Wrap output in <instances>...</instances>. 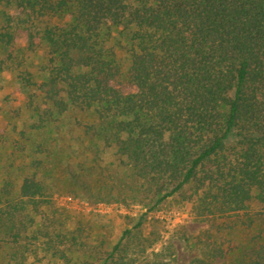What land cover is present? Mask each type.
<instances>
[{"label": "trees", "instance_id": "trees-1", "mask_svg": "<svg viewBox=\"0 0 264 264\" xmlns=\"http://www.w3.org/2000/svg\"><path fill=\"white\" fill-rule=\"evenodd\" d=\"M0 6L14 9L1 11L0 46L23 32L27 48L43 44L48 55L43 81L21 77L47 103L30 127L51 128L57 117L62 125L69 113L82 142L101 141L114 158L74 169L55 159L44 169L42 142L32 141L29 160L13 169L16 179L0 185V248L12 249L0 264H23L37 241L53 254L70 243L36 218L53 193L122 203L157 195L158 203L184 189L193 219L207 225L185 264H264V0ZM111 26L124 33L125 69L103 38ZM239 229L248 238L228 247L227 235ZM145 240L124 230L100 264H174L168 248L147 252Z\"/></svg>", "mask_w": 264, "mask_h": 264}, {"label": "rangeland", "instance_id": "rangeland-1", "mask_svg": "<svg viewBox=\"0 0 264 264\" xmlns=\"http://www.w3.org/2000/svg\"><path fill=\"white\" fill-rule=\"evenodd\" d=\"M2 10L14 12L11 7L0 6V14ZM103 32L106 46L114 49L125 69L127 56L123 51L127 44L124 33L119 26L105 28ZM47 57L43 44L27 48L23 32L11 46H0V185L3 179H16L13 169L22 160H29L32 141L42 142L40 148L45 152H37V157L42 159L44 169L49 168L47 163L52 164L55 159L60 163L68 161L72 168H78L79 162L89 165L94 158L103 167L114 161L111 149L103 148L101 141L82 142V137L78 136L81 134L79 127L69 113L62 125L57 117L52 120L51 128L33 130L30 127L47 103L43 102L35 86L27 85L21 77L29 76L35 85L43 81ZM118 170L121 174H117L122 176V168L118 167ZM187 193L188 190L184 189L158 203H154L157 195L139 196L138 200L129 199L122 203L93 202L64 191L53 193L51 202L40 208L36 218L49 230L57 228L64 232L70 243L71 236L74 237L77 244H58L59 251L53 254L37 241V247L31 245L32 250L25 251L23 264H100L105 252L126 229L140 231L146 238L143 244H149L147 252L168 248L174 264H185L195 254V236L207 227L190 214ZM137 221L141 225L134 228ZM227 236L230 237L228 247L233 248L235 243L246 241L248 233L239 229ZM11 250L7 245L1 247L0 259H8Z\"/></svg>", "mask_w": 264, "mask_h": 264}]
</instances>
